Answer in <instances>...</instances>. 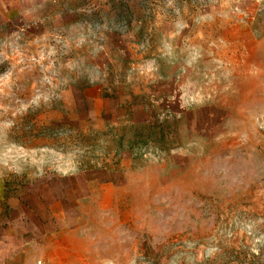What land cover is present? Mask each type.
<instances>
[{
  "label": "rangeland",
  "instance_id": "rangeland-1",
  "mask_svg": "<svg viewBox=\"0 0 264 264\" xmlns=\"http://www.w3.org/2000/svg\"><path fill=\"white\" fill-rule=\"evenodd\" d=\"M73 175L85 264H264V0H0V178Z\"/></svg>",
  "mask_w": 264,
  "mask_h": 264
},
{
  "label": "crops",
  "instance_id": "crops-1",
  "mask_svg": "<svg viewBox=\"0 0 264 264\" xmlns=\"http://www.w3.org/2000/svg\"><path fill=\"white\" fill-rule=\"evenodd\" d=\"M84 183L76 175L44 177L14 188L0 178V264H85L74 225Z\"/></svg>",
  "mask_w": 264,
  "mask_h": 264
},
{
  "label": "built area",
  "instance_id": "built-area-1",
  "mask_svg": "<svg viewBox=\"0 0 264 264\" xmlns=\"http://www.w3.org/2000/svg\"><path fill=\"white\" fill-rule=\"evenodd\" d=\"M38 264H42L41 262H39Z\"/></svg>",
  "mask_w": 264,
  "mask_h": 264
}]
</instances>
